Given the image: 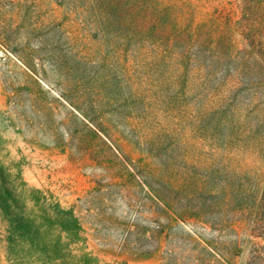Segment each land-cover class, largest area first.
<instances>
[{"label":"rangeland","instance_id":"1","mask_svg":"<svg viewBox=\"0 0 264 264\" xmlns=\"http://www.w3.org/2000/svg\"><path fill=\"white\" fill-rule=\"evenodd\" d=\"M107 4L0 0V264H248L264 0Z\"/></svg>","mask_w":264,"mask_h":264},{"label":"trees","instance_id":"2","mask_svg":"<svg viewBox=\"0 0 264 264\" xmlns=\"http://www.w3.org/2000/svg\"><path fill=\"white\" fill-rule=\"evenodd\" d=\"M98 1L102 4L104 1L108 2L106 6H103V8L108 7V10H111L112 3H114L115 5H118L119 3L122 2V0H98ZM257 217H258L257 221L255 220V226H257V228L259 229H264V193L262 197L260 198V202L258 204ZM263 247L259 246L257 247L258 249L253 250V253H251V257L249 259L248 264H264V256L260 255V252H259V249Z\"/></svg>","mask_w":264,"mask_h":264}]
</instances>
